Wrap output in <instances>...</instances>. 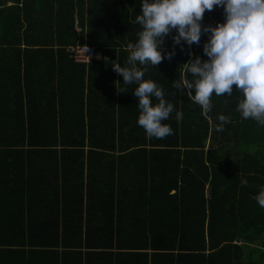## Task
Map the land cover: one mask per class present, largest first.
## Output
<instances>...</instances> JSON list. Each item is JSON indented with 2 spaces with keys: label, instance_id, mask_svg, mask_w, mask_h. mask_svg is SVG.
I'll return each mask as SVG.
<instances>
[{
  "label": "trees",
  "instance_id": "obj_1",
  "mask_svg": "<svg viewBox=\"0 0 264 264\" xmlns=\"http://www.w3.org/2000/svg\"><path fill=\"white\" fill-rule=\"evenodd\" d=\"M140 7L0 0V264H264V126L236 111L235 85L207 116L171 86L189 59H208L210 36L174 45L173 29L161 47L175 55L144 76L173 104V134L149 139L138 85L111 68L138 39ZM224 21L214 6L201 27ZM75 44L95 57L74 61ZM219 115L231 117L223 132Z\"/></svg>",
  "mask_w": 264,
  "mask_h": 264
},
{
  "label": "clouds",
  "instance_id": "obj_2",
  "mask_svg": "<svg viewBox=\"0 0 264 264\" xmlns=\"http://www.w3.org/2000/svg\"><path fill=\"white\" fill-rule=\"evenodd\" d=\"M214 6L223 7L224 23L202 29L205 11H212ZM140 9L133 23L141 30L136 33L137 41L127 44L126 64L112 61L111 68L122 76L124 85H138L133 93L138 100L137 123L149 139L173 134L171 126L162 123L174 111L173 104L165 99L163 88L144 79L148 65L156 67L175 55L174 50L167 52L161 47L173 29L177 32L172 37L174 45H180L181 40L189 46L199 44L202 31L210 36L203 45L208 59L202 61L198 55L189 59L182 65L185 74L171 86L191 97L207 116L213 107V93L232 97L235 85L239 92L236 111L242 119L264 126V0H141ZM120 91L124 93L126 88ZM182 117L183 113L178 112L177 119ZM229 123L230 116L219 115L213 128L223 132ZM247 184V179L242 178L241 185ZM255 200L264 208V186H260Z\"/></svg>",
  "mask_w": 264,
  "mask_h": 264
},
{
  "label": "built area",
  "instance_id": "obj_3",
  "mask_svg": "<svg viewBox=\"0 0 264 264\" xmlns=\"http://www.w3.org/2000/svg\"><path fill=\"white\" fill-rule=\"evenodd\" d=\"M69 52L72 54V58L77 62H88L95 56V49L92 45L82 44L68 47Z\"/></svg>",
  "mask_w": 264,
  "mask_h": 264
},
{
  "label": "crops",
  "instance_id": "obj_4",
  "mask_svg": "<svg viewBox=\"0 0 264 264\" xmlns=\"http://www.w3.org/2000/svg\"><path fill=\"white\" fill-rule=\"evenodd\" d=\"M96 55V54H95ZM95 57V56H94Z\"/></svg>",
  "mask_w": 264,
  "mask_h": 264
}]
</instances>
